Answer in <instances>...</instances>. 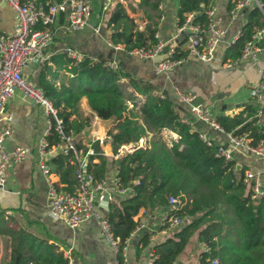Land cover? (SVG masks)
Returning a JSON list of instances; mask_svg holds the SVG:
<instances>
[{
  "label": "trees",
  "instance_id": "1",
  "mask_svg": "<svg viewBox=\"0 0 264 264\" xmlns=\"http://www.w3.org/2000/svg\"><path fill=\"white\" fill-rule=\"evenodd\" d=\"M236 1L227 0V10ZM258 2L260 7L250 3L237 36L224 49L223 60L236 59L244 41L263 25L264 0ZM158 3L159 0L128 3L132 12L137 11L139 17L146 19L144 26L138 28L134 16L127 14L121 2H115L106 19L111 42L120 43L124 50L152 46L157 41L154 32L159 16ZM212 4L213 0H177L176 26L184 25L187 17L191 24H204L206 10ZM185 32L174 44L175 56L185 55L181 45ZM260 40H264V35ZM48 59L49 62L45 60L41 65L34 85L51 101L65 136L76 135L89 123V116L78 113L82 95L96 116L114 122L108 131L112 151L121 143L149 136L143 147H135L115 160L118 185L132 189L128 195L109 201L104 214L113 236L117 237L119 264L120 247L136 225L134 216L139 209L166 206L169 208L167 216L177 215L183 221L172 228L167 237L153 243L154 257L150 264L171 263L193 234L205 245L199 252L202 258L216 256L220 264H264V194L256 198L251 196L253 180L243 181L245 165H238L232 157L223 159L215 155L217 143L211 140L209 145L205 144L197 131L182 120L173 100L159 93L149 80L120 67H107L103 59L87 55L75 59L58 52ZM121 78L126 79L125 85L142 96L137 110L127 108L126 100L134 97L124 93ZM254 109L247 104L232 115H216L215 119L224 131L245 134L254 142L264 136L263 126L255 123ZM53 123L51 118L46 135L49 145L63 142ZM162 128L176 133L170 144L161 134ZM72 146L64 152L57 150L46 160L58 176L55 186L61 191L74 190V170L77 158L83 154L85 168L93 178L101 179L105 175V156L97 139L83 142L78 137ZM88 147L92 152L85 154ZM168 196H175L177 204L168 203ZM11 221L0 208V235L7 237L9 264H67L56 244L22 226L12 225ZM141 240L143 246L146 245L148 234L143 233Z\"/></svg>",
  "mask_w": 264,
  "mask_h": 264
},
{
  "label": "crops",
  "instance_id": "2",
  "mask_svg": "<svg viewBox=\"0 0 264 264\" xmlns=\"http://www.w3.org/2000/svg\"><path fill=\"white\" fill-rule=\"evenodd\" d=\"M135 1L137 0H120L119 2L122 3L127 14L134 16L138 28H142L146 19L139 17V12H132L128 7V3ZM226 2L227 0H213L217 25L224 29V34L214 51L213 58L207 62L187 57L181 65L166 73L154 74L152 64L163 55V51L149 58H141L127 53L122 45L117 48L113 47L114 43L109 37L110 28L106 27L109 10L102 12L99 8L100 0H91V12L86 24L74 32L64 31V12L57 14L53 23L55 35L45 49L44 57L26 63L22 67V75L30 83L37 84V76L43 62L48 61L50 55L58 52H64L68 56L66 51L69 49L92 58L114 60L117 67L123 71L149 80L160 92L170 97L179 114L191 120L192 128L204 133L217 144L228 146L223 130L212 129L207 124L194 119L189 112V105L177 100L175 94L176 89L193 93V102L206 106L214 116L232 115L242 110L247 104L254 106L249 85L260 78L258 68L264 70V53L259 56L257 62L248 59H222L225 47L237 35L250 5V2L242 5L236 15L231 18L226 8ZM158 4L159 16L154 35L165 46L174 45L181 39L184 31L178 30L175 24L174 12L177 0H159ZM15 23L14 11L6 0H0V32H10ZM181 45L183 47L184 43L182 42ZM218 73H224V80H219ZM227 79L234 80L233 89L225 88L228 83ZM120 81L124 83L122 85L124 93L134 97L132 100H126L127 108L137 110V103L142 99V96L125 85V78H121ZM4 113L9 116L11 127L10 134L3 140L5 149L11 150L20 145L26 150L24 158L13 161L7 168L4 184L0 187V208L10 216L11 224L22 226L32 234L47 238L49 242L52 241L65 256L67 264H119L116 253L110 249L102 236L94 216L83 220L75 227H69L48 213L46 180L37 164L39 158L37 147L47 125L44 108L21 90L15 89L6 101ZM78 113L82 116H89V123L70 139L72 142L78 137L83 142L98 140L102 154L105 156L103 178L107 180L115 176V160L118 156L130 152L135 147H143L148 140L149 136L147 135L139 137L136 141L121 143L117 146L120 148V152L115 155L117 148L114 151L111 150L110 136L108 135L114 122L111 119H102L96 116L87 105L83 95L79 98ZM261 125L264 128V116ZM161 134L169 144L170 140L177 136L175 132L167 128H162ZM120 145L124 147H120ZM231 154L238 165L243 164L246 166L245 170H251L254 173V179L264 190V155L254 154L241 146L233 147ZM50 156H46L45 159L47 160ZM82 157L86 159L84 154ZM96 160L97 158H93V161ZM47 166L50 170L49 177L57 182V174L50 169L48 164ZM129 193H111L108 196V202L118 200ZM101 197L102 195L97 197L96 207L98 214L104 215L106 209L100 204ZM168 209L167 206L139 209L134 218L137 221L136 224L141 225L127 237L120 264H147L153 243L162 240L171 233V230L166 233L159 231L160 221L167 214ZM143 233L148 234V242L144 246L141 240ZM202 248L203 243L198 242L195 236L189 250L182 252L183 248L169 264H194ZM8 258L7 237L0 235V264H9Z\"/></svg>",
  "mask_w": 264,
  "mask_h": 264
},
{
  "label": "built area",
  "instance_id": "3",
  "mask_svg": "<svg viewBox=\"0 0 264 264\" xmlns=\"http://www.w3.org/2000/svg\"><path fill=\"white\" fill-rule=\"evenodd\" d=\"M117 1L120 0H100L99 8L102 12L108 11ZM6 2L15 13L16 23L10 32H0V187L4 184L7 168L13 161L24 158L26 154L25 148L20 145L13 147L11 150H6L3 142L4 137L11 132L9 116L4 113L5 104L14 90L19 89L38 105L42 106L47 115V125L37 147L39 156L37 164L46 180L48 213L53 218L60 219L69 227H75L83 220L94 216L102 236L107 241L110 249L116 253L118 249L117 237L113 236L105 215L98 214L96 201L97 197L103 194L108 196L111 193L124 194L132 192V189L129 186H119L116 176L110 180L93 178L92 174L85 168V159L83 157L77 158L74 170L76 180L74 190L61 191L56 189L55 182L49 177L50 170L45 158L57 150L64 152L67 148H72V140L63 134L61 119L55 115V108L52 106L51 101L44 95L41 88L27 81L21 71L26 63L44 57L45 49L55 35L53 23L57 14L64 12V31L74 32L86 24L91 12V0H6ZM247 2L255 3L260 7L258 0H237L228 10L229 16L233 18L239 8ZM177 29L186 30V36L183 41L184 56H175L174 45L165 46L159 40L147 48L135 47L125 51L141 58H149L163 51V55L152 64V72L154 74H162L181 65L187 57L203 62L211 60L224 34V29L217 25L213 4L206 10V22L204 24H191L189 17H187L185 24L177 26ZM94 31H96V28H94ZM263 35L264 23L244 41L241 52L235 60L248 59L252 62H257L259 56L264 53V40H260ZM112 45L115 48L121 46L119 43ZM66 53L75 59L83 56L80 52L70 49ZM103 63L110 68L117 67L114 60H103ZM258 69L260 78L252 82L249 88L254 101L253 116L255 123L261 125L262 117L264 116V70L260 67ZM158 92L160 93V91ZM175 94L177 100L189 105V112L194 119L207 124L212 129L223 130L215 116L206 106L193 102V93L176 89ZM51 118L54 120L53 128L63 140L62 143L49 145L47 142L46 135L51 126ZM182 120L189 125L191 124V120L187 117H182ZM224 132L228 146L217 144L214 150L215 155L221 156L223 159H229L232 157V148L236 146H241L254 154L264 155V136L251 142V139L245 134L235 135L230 131ZM197 135L205 144L209 145L211 143V139L204 133L197 131ZM120 147L124 146L120 145ZM91 152L92 150L89 147L85 154ZM119 152L120 148L118 147L115 155L119 154ZM251 180H253L250 183L251 196L256 198L263 195L264 190L254 179V173L251 170H244L243 181L250 182ZM168 203L173 206L177 204L176 197L168 196ZM182 221V218L177 215H165L160 221L159 231L166 233L172 228H177ZM140 225L136 224L131 232L138 229ZM126 239L123 240L120 247L121 254L123 253ZM203 248H205L204 244ZM153 257L154 254L151 251L147 264L151 263ZM194 264H220V262L216 256L202 258L198 255Z\"/></svg>",
  "mask_w": 264,
  "mask_h": 264
},
{
  "label": "rangeland",
  "instance_id": "4",
  "mask_svg": "<svg viewBox=\"0 0 264 264\" xmlns=\"http://www.w3.org/2000/svg\"><path fill=\"white\" fill-rule=\"evenodd\" d=\"M219 72H222V71H219ZM218 77H219V80H224V73L222 74V73H218ZM228 83L226 84V87L225 88H228V89H233V86H234V84H233V81L234 80H232L231 81V79H227L226 80ZM194 234L191 236V238H190V240H189V242L185 245V247H184V249H183V251L182 252H187L188 250H189V248L191 247V245H192V240L194 239Z\"/></svg>",
  "mask_w": 264,
  "mask_h": 264
},
{
  "label": "water",
  "instance_id": "5",
  "mask_svg": "<svg viewBox=\"0 0 264 264\" xmlns=\"http://www.w3.org/2000/svg\"><path fill=\"white\" fill-rule=\"evenodd\" d=\"M107 203H108V195L103 194L100 200L101 206H103L104 209H107Z\"/></svg>",
  "mask_w": 264,
  "mask_h": 264
}]
</instances>
